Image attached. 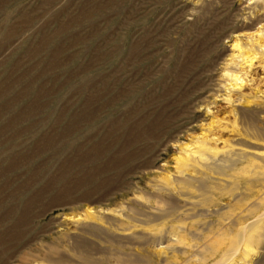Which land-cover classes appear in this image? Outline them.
I'll use <instances>...</instances> for the list:
<instances>
[{"label":"rangeland","instance_id":"obj_1","mask_svg":"<svg viewBox=\"0 0 264 264\" xmlns=\"http://www.w3.org/2000/svg\"><path fill=\"white\" fill-rule=\"evenodd\" d=\"M258 1L0 0V264H264Z\"/></svg>","mask_w":264,"mask_h":264},{"label":"bare ground","instance_id":"obj_2","mask_svg":"<svg viewBox=\"0 0 264 264\" xmlns=\"http://www.w3.org/2000/svg\"><path fill=\"white\" fill-rule=\"evenodd\" d=\"M259 3H257L256 2V4H255V6H253L254 8L255 7H257V8H259V13L257 14V18L258 19H260V20H262L263 18H264V6H263V2H264V0H259L258 1ZM251 9V8H250ZM261 41V40H260ZM262 42H264V40L262 41ZM238 43V42H237ZM235 46V45H234ZM236 47V46H235ZM239 48V47H238ZM240 50H241V53H243V55H245V64L246 63H248V66H251L252 65V63H253V60L255 59V54L252 52H249V51H243V49L242 48H240ZM263 55V54H262ZM234 80H235V82L236 83H239V82H242L243 80H242V78H241V76L238 74V73H235L234 75ZM240 84V83H239ZM242 84V83H241ZM238 85V84H237ZM244 233H245V231H244ZM200 255V254H199ZM228 257V256H227Z\"/></svg>","mask_w":264,"mask_h":264}]
</instances>
